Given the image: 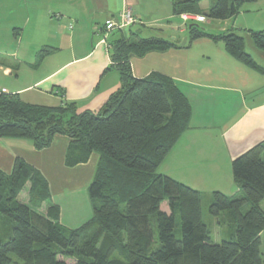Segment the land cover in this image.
I'll list each match as a JSON object with an SVG mask.
<instances>
[{"label": "trees", "instance_id": "1", "mask_svg": "<svg viewBox=\"0 0 264 264\" xmlns=\"http://www.w3.org/2000/svg\"><path fill=\"white\" fill-rule=\"evenodd\" d=\"M202 1L173 0L174 15L201 16L197 6ZM257 1L216 0L207 17L235 19L247 3ZM188 26L189 44L203 38L223 42L230 56L264 75L242 37ZM251 35L264 53V31ZM111 36L108 44L121 87L99 112L80 111L76 103L30 105L19 95L0 93V139L29 140L43 151L57 136L68 137L73 141L68 166L87 163L92 153L100 156L88 191L93 217L74 230L60 223L59 207L42 211L51 194L35 167L17 158L11 174L0 169V215L13 223L12 235L0 242V264H13L12 256L22 264H68L66 259L74 264H264V143L233 161L238 194H213L210 214L225 213L233 230L229 240L215 243L203 219L202 194L158 172L189 129L191 103L172 78L152 73L138 79L132 71L133 57L178 45L133 39L121 31ZM46 56L42 53L38 64ZM25 193L27 201L21 199ZM165 202L170 213L162 210ZM177 215L181 239L176 237Z\"/></svg>", "mask_w": 264, "mask_h": 264}, {"label": "crops", "instance_id": "2", "mask_svg": "<svg viewBox=\"0 0 264 264\" xmlns=\"http://www.w3.org/2000/svg\"><path fill=\"white\" fill-rule=\"evenodd\" d=\"M126 12L138 21L128 30L133 39H151L142 38L143 30H169V37L189 33L187 24L174 22L181 18L174 15L173 0H0V93L19 95L30 105L76 103L80 111L99 112L121 80L98 29ZM187 38L184 46L162 38L179 48L131 59L135 78L170 77L185 86L181 90L192 106L189 129L159 173L201 194L236 196L233 161L264 143V75L235 60L219 42L203 38L189 44ZM257 49L253 56L264 67V53ZM42 53L47 56L38 64ZM135 58L142 61L135 64ZM149 60L157 66L149 67ZM72 142L57 136L51 147L38 151L29 140L2 138L0 169L11 174L17 158L35 167L51 194L42 211L59 207L60 223L74 230L93 217L88 191L100 156L92 153L87 163L68 166ZM162 210L170 213L167 202Z\"/></svg>", "mask_w": 264, "mask_h": 264}, {"label": "rangeland", "instance_id": "3", "mask_svg": "<svg viewBox=\"0 0 264 264\" xmlns=\"http://www.w3.org/2000/svg\"><path fill=\"white\" fill-rule=\"evenodd\" d=\"M215 1L216 0H204L201 3H199L197 6V9L200 12L201 16H203L206 19L205 23H189V24H194L199 29L205 30L207 33L213 34V35H221V34H225V33L236 34V35H238L244 39V41L246 43L247 52L253 56L252 52H254V50L257 49V47L255 46V43L253 41L251 33L264 31V0H258L257 2H253V3H247L242 9L243 13L241 14V16H239V18H237V19L229 20L227 23H225V21L213 20V19H210L207 17L209 12H210V9L213 6V3ZM174 22L177 26L183 25L182 28H185L184 22H182L179 18L176 19ZM188 28H189V26L186 27L185 29L188 30ZM156 31L157 30H155L153 32H149V31L143 30L141 36H142V38H152V37L153 38H161V39L163 38V39H166L168 41H174L173 38H176V41L181 46L183 45L185 39H187V37L190 36L189 33L181 34V33L177 32V33H174V35H173L174 37H169L171 34H173L169 30H166V32H164L162 34L159 32H156ZM25 41L27 42V40H25ZM219 43H220V45L224 46L223 42H219ZM186 55L187 54H181L180 58L185 59ZM138 60L142 61L139 58H135L134 63L137 64ZM145 63H147V65L149 67H156L157 66V64H155V62L152 60H149V62H145ZM194 63L199 64L200 62L194 61ZM200 64H203V62ZM178 72L181 73V71H178ZM182 72H184V71L182 70ZM197 82H203V81H200L198 79ZM180 86L182 89H185V86L183 84H181ZM158 172H159V170H158ZM215 192L211 191V193H212L211 196H210V194L208 195V193H210V192H207V190L202 193V195H203L202 196V212H203L204 222L208 225L214 242L220 244L221 242H223L225 240H229L233 230L231 229L229 224L226 223L227 217H226L225 213L219 217H214L210 214V206L214 201L213 194ZM209 196H210V198H208ZM21 199L23 201L24 200L27 201L28 200L27 194L26 193L23 194ZM48 204H50V202H48ZM261 208L264 211V201L261 204ZM248 210H249V207H246V209L244 210V213H246ZM176 221H177L176 237L178 239H181L182 228H181V219H180L179 215H177ZM12 227H13V223L10 222L4 216L0 215V242H5L9 239V237L12 235V233H11ZM11 258L13 260V264H22V262L16 256H12ZM66 262L68 264H74L75 263L74 260H70V259H66Z\"/></svg>", "mask_w": 264, "mask_h": 264}, {"label": "built area", "instance_id": "4", "mask_svg": "<svg viewBox=\"0 0 264 264\" xmlns=\"http://www.w3.org/2000/svg\"><path fill=\"white\" fill-rule=\"evenodd\" d=\"M180 18L187 25L189 23L206 22V19L204 17L193 14H184ZM137 22L138 21L132 16L131 13H122L120 15V18H116L108 22L101 30L98 29V32L102 35V44H105L109 48L108 38L113 32H128V30Z\"/></svg>", "mask_w": 264, "mask_h": 264}, {"label": "water", "instance_id": "5", "mask_svg": "<svg viewBox=\"0 0 264 264\" xmlns=\"http://www.w3.org/2000/svg\"><path fill=\"white\" fill-rule=\"evenodd\" d=\"M187 40H188V38H187V39H185V41H184V43H183V45H182V46H184V45L186 44Z\"/></svg>", "mask_w": 264, "mask_h": 264}]
</instances>
